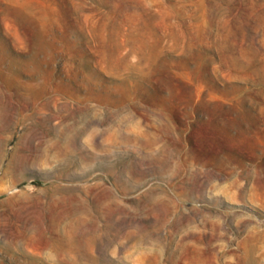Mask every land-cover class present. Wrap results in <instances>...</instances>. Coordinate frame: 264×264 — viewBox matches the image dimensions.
I'll list each match as a JSON object with an SVG mask.
<instances>
[{
	"label": "rangeland",
	"instance_id": "1",
	"mask_svg": "<svg viewBox=\"0 0 264 264\" xmlns=\"http://www.w3.org/2000/svg\"><path fill=\"white\" fill-rule=\"evenodd\" d=\"M0 264H264V0H0Z\"/></svg>",
	"mask_w": 264,
	"mask_h": 264
}]
</instances>
